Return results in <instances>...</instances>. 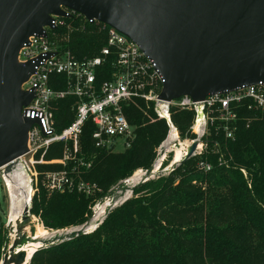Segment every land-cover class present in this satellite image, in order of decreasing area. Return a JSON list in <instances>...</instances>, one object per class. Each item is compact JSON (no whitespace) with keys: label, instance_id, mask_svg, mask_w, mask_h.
Here are the masks:
<instances>
[{"label":"trees","instance_id":"trees-1","mask_svg":"<svg viewBox=\"0 0 264 264\" xmlns=\"http://www.w3.org/2000/svg\"><path fill=\"white\" fill-rule=\"evenodd\" d=\"M104 44V31H85L74 33L68 47L81 59L99 53ZM52 80L59 81L56 88H65L64 76ZM75 102L69 96L57 103L58 131L74 120ZM126 113L137 136L123 152L97 147L91 121L83 128L79 154L89 167L51 162L63 157L62 143L48 149L47 163L37 165L40 200L32 197L31 207L46 228L85 224L93 217L97 198L110 197L120 180L152 166L155 149L168 136V125L163 119L150 123L147 116L153 113L144 106L128 107ZM172 114L181 139H194L190 130L194 112L173 109ZM247 116L241 114L234 140L226 139L217 125L209 126L203 155L183 158L168 175L136 188L95 230L37 250L30 264H37L38 257V264H264V119L246 127ZM200 163L211 168H201ZM64 170L75 185L96 184L102 192L88 197L74 187L50 193L42 182L44 173Z\"/></svg>","mask_w":264,"mask_h":264},{"label":"water","instance_id":"water-1","mask_svg":"<svg viewBox=\"0 0 264 264\" xmlns=\"http://www.w3.org/2000/svg\"><path fill=\"white\" fill-rule=\"evenodd\" d=\"M61 6L136 42L165 79L161 100L190 96L203 101L212 94L264 81V0H0V169L28 153V131L38 121L22 114L34 93L21 86L36 63L20 64L19 50L30 36L44 34V26L52 24L51 14L64 15ZM198 144L194 141L188 147L184 160L195 155ZM181 162L158 174L152 165L132 191L170 173ZM126 188L127 184L113 188L109 195L114 200L118 190ZM129 198L108 209L98 226ZM29 210L27 206L0 264H30L37 250L92 232L93 218L70 233L38 240L24 231ZM29 242L42 245L28 259L21 248Z\"/></svg>","mask_w":264,"mask_h":264},{"label":"built area","instance_id":"built-area-1","mask_svg":"<svg viewBox=\"0 0 264 264\" xmlns=\"http://www.w3.org/2000/svg\"><path fill=\"white\" fill-rule=\"evenodd\" d=\"M61 9L64 15L51 14L52 24L44 26V34L30 36L18 53L20 64L36 63L34 72L21 89L34 93L31 102L22 108V114L38 121L28 131V153L0 169L4 184L13 172L21 170L22 177L29 178L32 187H37V165L47 163L45 155L55 143L64 145V153L61 159L51 162L66 165L73 161L89 167L91 164L79 156L81 134L87 121L95 127L93 137L97 147L115 151L121 142L123 150L131 148L137 136L136 126L126 113L131 106H144L146 111L147 108L153 109L158 119L166 121L168 136L172 131L179 135L172 110L193 111L190 130L196 137L187 139L183 158L194 141L201 144L200 148L198 144L195 155L206 152L208 145L203 138L209 126L217 125L226 139L234 140L242 113L249 114L245 118L246 127L256 119H264V81L212 94L203 101H194L190 96L161 100L165 79L156 62L136 42L96 19H88L64 6ZM85 31H104L105 44L99 53L80 59L68 45L74 33ZM53 76H64L65 88H56L60 83L53 81ZM69 96L76 98L72 106L75 118L70 125L58 131L55 120L57 103ZM166 139L157 150L156 163L160 162L162 166L174 145L170 144L167 149L164 146ZM222 159L220 161L224 162ZM199 166L206 170L211 168L204 163ZM74 187L88 197H95L101 191L96 184L84 181L75 185L66 170L47 175V188L51 192ZM95 205L92 207L93 218ZM28 206L31 209L32 200Z\"/></svg>","mask_w":264,"mask_h":264},{"label":"bare ground","instance_id":"bare-ground-1","mask_svg":"<svg viewBox=\"0 0 264 264\" xmlns=\"http://www.w3.org/2000/svg\"><path fill=\"white\" fill-rule=\"evenodd\" d=\"M179 135L177 131H172L171 134L166 139L164 146L169 149L170 144L174 143L172 146L175 147L176 153L175 158L172 161V163H177L182 160L184 155V150L186 142L180 143ZM183 142V141H182ZM183 144V145H182ZM201 147V144H199V148ZM172 148V151H174ZM182 149V152L181 150ZM170 167V166H169ZM168 167V168H169ZM162 165H156L155 164V174H158L162 171ZM21 170H16L11 174L10 177H8V181L6 183V187L8 190V194L10 197V215H9V221L11 224H14L17 226L19 223L20 218L23 217L25 209L28 205L31 204V200L33 197V187L31 185L29 178H23L21 175ZM144 176V171L139 170L137 171L129 180H128V188L126 189H119L116 197L114 200L107 201L103 205L97 207V217L93 218V221L91 223V226L89 230H92L93 228L97 227L98 224L102 221V218L107 213V208L113 207L114 205H118L121 203L125 198L131 197L133 195L132 188L134 185L138 184ZM25 229V228H24ZM79 229V228H78ZM75 230V229H73ZM73 230H63L56 233H50L47 231H44L41 233V235H38L39 237H35L38 240H49L54 238L57 235H62L66 233H70ZM25 231V230H24ZM26 232V231H25ZM42 245L41 242H29L28 245H24L22 250H26L28 252V259L31 257L32 253H34L35 249L40 247Z\"/></svg>","mask_w":264,"mask_h":264},{"label":"rangeland","instance_id":"rangeland-1","mask_svg":"<svg viewBox=\"0 0 264 264\" xmlns=\"http://www.w3.org/2000/svg\"><path fill=\"white\" fill-rule=\"evenodd\" d=\"M149 111H152L153 115L151 114V117L147 116L149 118V121L150 123H153L157 120H159L153 109H149L147 108V113ZM180 135V134H179ZM181 137V136H180ZM187 136L184 137V139H180V143H184L187 141ZM183 141V142H182ZM183 145V144H182ZM160 146V145H159ZM158 146V147H159ZM186 146V145H185ZM158 147L155 149V153H156V156H155V159H154V162L152 165H161L160 162H157L156 163V160H157V157H158V154H157V150H158ZM174 151H172L171 153L168 154V160L164 163L162 169H165L167 167H169L172 163V161L174 160L175 158V153H176V150H175V147L173 148ZM181 152H182V149H180ZM184 150V149H183ZM125 150H123V147L121 146V142H119L117 144V147H116V150L115 152H123ZM167 164V165H166ZM38 170V168H37ZM139 170H143V169H139ZM137 170V171H139ZM135 171L131 176L127 177V178H124L122 180H120L117 185L114 187L116 189H118L119 187L123 186V185H126L128 183V180L137 172ZM145 171V170H143ZM39 172V170H38ZM61 172V171H60ZM51 173L50 172H46L44 173L43 175V185L47 188V175ZM40 172H39V177H40ZM168 175V174H167ZM156 177H153L151 179H155ZM149 181V180H148ZM146 183V182H145ZM92 184V183H91ZM48 189V188H47ZM113 189V188H112ZM33 197H37V202L40 200V196H41V188L40 187H35L33 186ZM50 193H52L51 191H49ZM102 192V191H101ZM132 197V196H131ZM113 200V196H110L108 197L105 196V197H102V198H97L94 205V209H95V214L97 212V207L98 205L101 206L103 205L104 203H106L107 201H111ZM93 205V206H94ZM32 207V206H31ZM33 207H34V204H33ZM29 215H30V219H29V222L27 223L26 225V228L24 229L26 231V233L31 236V237H39L38 235H41L42 232L44 231H47V232H50V233H56V232H59V231H63V230H73V229H78L79 226H73V227H69V228H65V229H48L45 227V225L42 223L40 217L36 216L35 214H32L31 212V209L29 210ZM94 214V215H95ZM9 215H10V197H9V194H8V190H7V187H6V184H4L3 180H2V177H1V174H0V241H1V245H0V254H2V256H4V254H6L9 250V247L12 245V243L14 242V236H15V233H14V229L16 227V225L14 224H11L10 221H9ZM97 217V214L95 215V218ZM93 218V217H92ZM22 219V217L20 218V220ZM95 228H93L92 230H89V231H93ZM39 263V257L37 258V264Z\"/></svg>","mask_w":264,"mask_h":264}]
</instances>
